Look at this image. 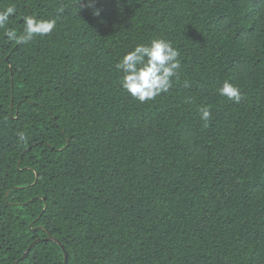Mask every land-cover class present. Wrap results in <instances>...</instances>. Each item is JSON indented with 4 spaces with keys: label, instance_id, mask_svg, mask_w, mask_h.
I'll list each match as a JSON object with an SVG mask.
<instances>
[{
    "label": "trees",
    "instance_id": "1",
    "mask_svg": "<svg viewBox=\"0 0 264 264\" xmlns=\"http://www.w3.org/2000/svg\"><path fill=\"white\" fill-rule=\"evenodd\" d=\"M88 2L0 0L18 35L57 19L0 29V264H65L49 235L69 264H264V0ZM155 38L179 79L140 103L115 65Z\"/></svg>",
    "mask_w": 264,
    "mask_h": 264
},
{
    "label": "clouds",
    "instance_id": "2",
    "mask_svg": "<svg viewBox=\"0 0 264 264\" xmlns=\"http://www.w3.org/2000/svg\"><path fill=\"white\" fill-rule=\"evenodd\" d=\"M79 2V0H78ZM93 0H89L84 7H92ZM65 8L61 5L58 13H63ZM18 7L14 3L0 5V29L4 30L7 41H15L19 44H28L36 36H48L53 33L57 26V19L54 17L45 18L33 12L31 15L22 16L23 35H18L14 28L9 27L10 19L18 15ZM99 15V10H95ZM180 51L173 46V43L164 38H155L148 43H138L126 51L115 65L117 72H121V87L140 103L153 101L161 94L169 92L173 80L179 79L178 70L181 68ZM190 85L187 81L184 87ZM221 97L239 104L243 97L241 89L225 80L217 88ZM200 118L207 126L212 117V109L209 106H202L198 109ZM23 140V133L19 134Z\"/></svg>",
    "mask_w": 264,
    "mask_h": 264
},
{
    "label": "water",
    "instance_id": "3",
    "mask_svg": "<svg viewBox=\"0 0 264 264\" xmlns=\"http://www.w3.org/2000/svg\"><path fill=\"white\" fill-rule=\"evenodd\" d=\"M47 240L55 241V242H57V243L61 246V248L63 249L64 254H65V264H69L68 252H67V250H66L64 244H63L61 241H59L57 238H55V237H53V236H51V235L48 236ZM39 241H41V240L38 239V240H35L34 242H32V244L29 246V248H28L27 251L23 254V256H22L19 260L15 261L13 264H18L20 261L24 260L25 257L27 256V254H28V253L30 252V250L32 249V247H33L37 242H39Z\"/></svg>",
    "mask_w": 264,
    "mask_h": 264
}]
</instances>
